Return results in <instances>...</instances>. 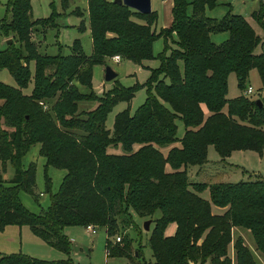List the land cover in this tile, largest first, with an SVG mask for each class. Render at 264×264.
Segmentation results:
<instances>
[{
  "label": "trees",
  "instance_id": "16d2710c",
  "mask_svg": "<svg viewBox=\"0 0 264 264\" xmlns=\"http://www.w3.org/2000/svg\"><path fill=\"white\" fill-rule=\"evenodd\" d=\"M69 3L60 0L63 12L54 8L46 17L32 18L30 0L5 2L11 14L0 19V34L7 37L0 47V67L9 70L17 85L0 80V228L26 223L48 244L69 252L71 240L63 227L93 224L105 227L107 256L132 258V237H115L134 224L136 213L154 222L148 242L155 264H263L259 253L263 257L264 177L232 182L221 180V170L207 173L210 144L222 157L235 149L264 153V95L257 97L262 106L246 93L227 97L231 72L237 74L242 90L254 67L264 82V50L255 52L264 44L262 35L245 15L233 11L232 4L221 19L208 15L206 9L219 5V0H173L171 24L158 31L154 9L142 13L113 0H87L91 53L83 51L78 38L69 53L40 52L32 32L58 25L57 16ZM71 12L83 14L78 5ZM253 16L264 28V7ZM220 31L229 36L217 43L211 33ZM158 36L164 37V45L156 55L159 65L145 82L144 102L134 113L128 108L118 111L112 128H107L112 106L129 101L137 84L115 82L97 94L93 66L115 54L142 63L154 57ZM90 100L97 104L79 109L80 101ZM176 117L185 126L181 138L176 135ZM174 141L179 143L164 154L160 147ZM35 143L46 159L45 170L49 165L66 170L48 207L38 213L18 196L24 189L37 198L35 163L21 166L22 156ZM110 144H120L123 152H109ZM8 160L14 173L6 180ZM191 164L199 165L205 180L190 178ZM45 186L51 191L46 172ZM207 188L210 198L203 195ZM213 205L224 211H214ZM171 222L175 231L165 234ZM234 226L251 232L255 249L242 234L234 235ZM0 264L57 262L11 253L1 255Z\"/></svg>",
  "mask_w": 264,
  "mask_h": 264
},
{
  "label": "rangeland",
  "instance_id": "374dc122",
  "mask_svg": "<svg viewBox=\"0 0 264 264\" xmlns=\"http://www.w3.org/2000/svg\"><path fill=\"white\" fill-rule=\"evenodd\" d=\"M220 4L211 8L208 7L209 15L217 19H221L229 9V4H233V9L236 12L242 13L246 18L255 26L259 32L264 36V28L259 26L253 19V10L260 5L259 0H240L235 5V0H219ZM223 1H228L223 3ZM6 0H0V19L10 17V10H7ZM32 18H40L48 16L55 8L59 12H63L60 5V0H30ZM78 5L83 10V16L74 14L71 9ZM87 4L85 0H70L68 7L64 13L57 16L58 25L49 27L42 31L36 29L32 32L37 48L40 52L47 54H55L61 52L63 54L71 51V44L75 38H78L83 51L90 54L92 50V43L88 27V17L86 13ZM151 8L157 11V21L155 28L158 31L161 27L165 26L171 17L169 0H151ZM226 36H222L223 34ZM228 31L213 32L212 35L217 43L223 42L228 38ZM222 34V35H221ZM11 37V35L9 36ZM5 35L0 34V47L6 45ZM168 43L172 45L171 38L168 37ZM164 37L158 36L153 41L154 57L144 59L142 63H136L130 59L121 58L115 60L112 57L106 59L103 64H95L92 69V86L97 94L110 89L115 82L123 86H133L137 84L132 98L127 100H120L115 103L107 114L105 125L107 128H112L115 114L128 108L130 113H134L137 107L144 102L148 89L145 85L147 78L153 68L159 65V59L156 56L159 51L163 49ZM259 47V46H258ZM258 48L256 49L257 53ZM169 52V50L167 51ZM106 65H110L117 75L111 80L104 79V69ZM34 65L31 64L33 71ZM180 69L182 70V62L180 61ZM0 80L10 84L17 85L13 75L5 67H0ZM252 86L253 92L245 94L242 90L237 74L231 72L228 76V92L227 97L232 98L244 93L248 97L257 98L264 95V82L261 78L259 69L254 67L250 70V74L246 81V86ZM32 83L24 89L29 92ZM262 88V92L259 90ZM81 90H88L85 86H80ZM153 91V90H152ZM97 104L96 100L80 101L79 109L92 108ZM208 114V109L205 106V115ZM177 124L176 135L182 137L185 131V126L181 118L176 117ZM179 141L166 143L160 147L161 151L166 154L168 148L173 144H178ZM137 147V144L133 146ZM109 152L120 153L123 152L122 146L119 144L114 146L110 144L107 147ZM30 162L35 163V184L34 192L37 198H34L31 193L24 189L19 190L18 196L22 204L33 212H40L41 208L46 209L50 203L51 193L58 190L62 177L66 170L49 165L45 170V157L39 152V144L35 143L30 146L26 153L21 158V166L27 167ZM208 175L216 170H221L223 176L221 180L237 182L240 180L248 179H261L264 177V153L260 154L256 150L251 149H235L230 154L222 157L214 144L208 147ZM0 160V169L3 167ZM5 171L3 177L9 180L14 173V167L8 160L5 162ZM45 172L51 179V191L46 190L45 186ZM189 175L192 180H205L206 175L199 173V165L191 164L189 166ZM8 182V181H7ZM10 183V182H8ZM205 197L210 198L209 188L203 192ZM215 210H219L214 206ZM159 215V210L154 213V217ZM150 218V217H149ZM147 217H141L133 213L134 224L121 229L120 236L129 235L132 237L133 257L127 256H107L105 249V239L107 232L105 227H96L95 233H90L84 226L79 224H67L63 227L64 233L71 240V248L69 252L60 250L51 246L41 237L36 235L26 223H8L0 228V256L11 253H23L38 259H46L56 261L57 264H155L152 256L151 248L148 242L149 235L153 226V221L150 222L149 229L143 227L144 221ZM151 219V218H150ZM175 231L174 223L167 224L164 229L165 234H172ZM250 232V231H249ZM239 232L234 233L237 236ZM246 237L250 247L255 249V240L253 235L247 234ZM121 238V239H122ZM246 240V239H245ZM260 256H262L259 253ZM264 257V255H263ZM260 258V257H259ZM264 259V258H263ZM261 260V258H260ZM264 263V262H263ZM205 264H210L205 263Z\"/></svg>",
  "mask_w": 264,
  "mask_h": 264
},
{
  "label": "water",
  "instance_id": "95a60500",
  "mask_svg": "<svg viewBox=\"0 0 264 264\" xmlns=\"http://www.w3.org/2000/svg\"><path fill=\"white\" fill-rule=\"evenodd\" d=\"M118 3H123L139 12L142 13H149L152 8H151V0H113ZM11 39H7V42L9 43ZM117 75V72L110 66L106 65L104 69V79L105 80H111ZM257 103L259 106L263 105V101L261 98L256 99ZM151 219L148 218L144 221L143 227L145 229H149Z\"/></svg>",
  "mask_w": 264,
  "mask_h": 264
},
{
  "label": "crops",
  "instance_id": "0c3cea01",
  "mask_svg": "<svg viewBox=\"0 0 264 264\" xmlns=\"http://www.w3.org/2000/svg\"><path fill=\"white\" fill-rule=\"evenodd\" d=\"M85 2H86V4H87V0H85ZM226 2H228V1H223V3H226ZM237 2H242V1H240V0H235L233 3L235 4V5H237ZM259 2H260V5L257 7V8H255L254 10H256V9H259L261 6H263L264 7V0H259ZM172 3H173V0H169V4H170V11H171V7H172ZM77 6V5H76ZM231 7H232V9H233V4L231 5ZM75 8V7H74ZM74 8H72V9H74ZM229 8V7H228ZM71 9V10H72ZM81 10H82V8H81ZM254 10H253V12H254ZM83 11V10H82ZM233 11H234V9H233ZM236 12V11H235ZM252 12V13H253ZM86 13H87V11H86ZM206 13L209 15L210 13H209V11L206 9ZM251 15H253V14H251ZM81 16H83V15H81ZM253 19L255 20V22L256 23H258L257 22V20L254 18V16H253ZM171 21H172V14H171V17L169 18V21L167 22V24H165V26H168V25H170L171 24ZM252 24V23H251ZM259 24V23H258ZM253 25V24H252ZM254 26V25H253ZM259 26H261L260 24H259ZM262 27V26H261ZM254 28L256 29V31L258 32V33H260L261 35H262V32H259V30H257V27H255L254 26ZM263 28V27H262ZM223 34V35H222ZM221 35L224 37V36H226V34H224V33H222ZM228 35H229V33H228ZM211 36H212V38L213 39H215L214 37H213V35H212V33H211ZM262 37H263V39H264V36L262 35ZM90 38H91V36H90ZM257 48H258V50H257V53L258 52H261L262 50H264V44L263 45H259V47L257 46ZM256 48V49H257ZM256 49H255V51H256ZM214 206L215 205H213V210L214 211H216V212H223L224 211V208L223 207H219V206H217L218 207V209L219 210H215L214 209ZM172 223V222H171ZM170 224V223H169ZM174 227H175V224H174ZM236 232H239V234H242L244 237H245V239H246V242L247 243H249L248 242V240H247V237H246V233L247 234H250V232H249V230H247V229H245V228H242V227H239V226H234L233 227V233H236ZM253 248V247H252ZM232 254H233V256H234V249H233V251H232ZM208 263V262H207ZM210 263V262H209ZM211 264V263H210Z\"/></svg>",
  "mask_w": 264,
  "mask_h": 264
},
{
  "label": "built area",
  "instance_id": "2783aa9c",
  "mask_svg": "<svg viewBox=\"0 0 264 264\" xmlns=\"http://www.w3.org/2000/svg\"><path fill=\"white\" fill-rule=\"evenodd\" d=\"M113 59L115 60H119L120 59V56L118 54H115L113 56H111ZM253 87L250 85L246 88L245 90V93L248 94V93H252L253 92ZM96 227L95 225L93 224H87L85 225V228L90 232V233H95L96 232ZM115 241H121V236L120 235H116L115 237ZM259 257L261 258V260L264 262V259L262 256L259 255ZM264 264V263H263Z\"/></svg>",
  "mask_w": 264,
  "mask_h": 264
}]
</instances>
